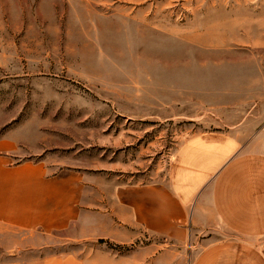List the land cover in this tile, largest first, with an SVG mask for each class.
Here are the masks:
<instances>
[{"label":"rangeland","instance_id":"rangeland-1","mask_svg":"<svg viewBox=\"0 0 264 264\" xmlns=\"http://www.w3.org/2000/svg\"><path fill=\"white\" fill-rule=\"evenodd\" d=\"M226 10L234 0H0V135L31 126L42 144L47 133L54 144L20 148L19 159L77 170L100 191L166 183L190 135L234 133L251 117L226 90L240 67H257L227 63L253 50L224 42L234 34Z\"/></svg>","mask_w":264,"mask_h":264},{"label":"crops","instance_id":"crops-1","mask_svg":"<svg viewBox=\"0 0 264 264\" xmlns=\"http://www.w3.org/2000/svg\"><path fill=\"white\" fill-rule=\"evenodd\" d=\"M226 13L234 34L224 42L255 51L227 62L257 66L240 67L226 89L244 98L236 106L251 117L234 133L190 135L166 183L123 182L107 192L84 186L77 170L19 159L20 148L42 154L54 144L47 133L42 144L31 126L0 135V264H264V99H254L264 96V0H234ZM61 234L74 242L69 251L57 250Z\"/></svg>","mask_w":264,"mask_h":264}]
</instances>
